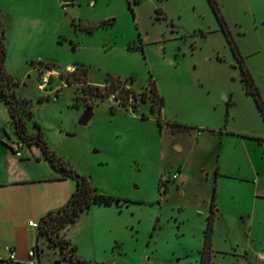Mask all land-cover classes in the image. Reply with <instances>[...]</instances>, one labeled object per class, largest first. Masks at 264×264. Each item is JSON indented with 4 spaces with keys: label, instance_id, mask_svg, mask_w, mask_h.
<instances>
[{
    "label": "rangeland",
    "instance_id": "374dc122",
    "mask_svg": "<svg viewBox=\"0 0 264 264\" xmlns=\"http://www.w3.org/2000/svg\"><path fill=\"white\" fill-rule=\"evenodd\" d=\"M73 1L76 21L59 47L15 63V90L32 103L28 129L39 123L52 150L113 196L59 233L92 262L199 264L215 191L210 264H264V223L250 228L248 217L254 208L264 216V199L254 205L251 178L239 179L251 175L249 163L264 176V115L244 79L247 70L264 106V0ZM107 17L115 20L89 32L76 24ZM73 64L87 66L89 81L119 76L129 97L112 111L94 86L65 82ZM48 70L50 82L39 86ZM151 79L164 99L160 114L140 99ZM37 247L40 264H76L46 234Z\"/></svg>",
    "mask_w": 264,
    "mask_h": 264
},
{
    "label": "crops",
    "instance_id": "0c3cea01",
    "mask_svg": "<svg viewBox=\"0 0 264 264\" xmlns=\"http://www.w3.org/2000/svg\"><path fill=\"white\" fill-rule=\"evenodd\" d=\"M75 3L62 0H0V8L9 23L5 57L8 72L17 76L16 62H26L29 57L41 56L48 49L59 47L69 29L68 24L76 21L75 15L69 11ZM48 9L54 10L55 17L48 18ZM34 67L40 71V68ZM65 67L72 65L66 64ZM49 73L50 70L42 73L39 86L48 82ZM90 82L102 84V81ZM8 124L13 125L7 107L0 99V240L8 242L6 250L0 249V261L19 264L26 260L31 247L36 250V258L39 256L35 247L40 234L39 225L33 226L30 221L39 223L44 213L62 206L75 187V179L56 170L37 144L28 143L24 148L22 143V154L16 155L12 142L19 137L17 134L16 137L10 135L6 127ZM247 167L251 175H240L239 179L251 178V200L256 205L259 197L264 199V182L261 185L260 180L264 176L259 166L249 163ZM248 217L250 228L264 223V216H258L255 208L248 213ZM68 239L75 242L71 236ZM11 250L15 251L14 259L9 258Z\"/></svg>",
    "mask_w": 264,
    "mask_h": 264
},
{
    "label": "trees",
    "instance_id": "16d2710c",
    "mask_svg": "<svg viewBox=\"0 0 264 264\" xmlns=\"http://www.w3.org/2000/svg\"><path fill=\"white\" fill-rule=\"evenodd\" d=\"M114 20V17H107L100 19L94 24H76L82 30L92 31L94 28L108 25ZM8 26L9 23L4 18L3 10L0 8V99L5 103L8 109L10 122L14 125V131L19 139L26 141L27 143L37 144L41 148L43 155L56 170H58L63 176H70L75 179V187L68 200L59 208L49 210L41 216L38 223L39 232L40 234H46L52 244H59L63 255L76 260V264H111L109 262H92L81 258L76 253V245L73 244L67 237H64L59 233V230L62 227L74 221L78 215H80L82 211L88 209L92 203H110L113 196L98 190L86 175L79 173L60 155L52 150L43 136V131L39 123L35 122L36 130L31 131L28 129L25 118L33 115L31 100L26 96L19 95L16 92L15 87L18 85L20 79L8 72L5 67ZM30 61L34 63L33 59ZM73 65V78L67 79L65 81L66 83L74 84L87 82L99 91V96H107L110 92H116L117 96L120 97L121 102H124L129 97V92H131V90L129 87L121 85V80L117 78L119 76L115 77L114 75L107 74L105 79L102 81V84H91V82L87 79V66L82 64ZM53 66L56 65L46 62L47 68H52ZM244 79L246 89L253 93L259 109L264 115V106L261 97L247 70H244ZM50 80L51 76L49 75L48 81L50 82ZM148 83L150 84L149 90H143L140 93V99L146 100L148 97L150 99L151 110L157 111L160 114L164 102L163 96L159 93L153 79H151ZM101 85L103 86L101 87ZM100 89H102L101 92ZM137 105L138 103L134 102L133 106L136 107ZM91 106V103H89L86 107ZM111 110H115V105H111ZM214 198L215 191L212 193L210 203L211 211L208 214L207 223L204 228V241L203 246L200 249L199 264H210L211 262V253L213 250V223L215 219V209L213 208L215 206ZM35 247L38 248L37 243L35 244Z\"/></svg>",
    "mask_w": 264,
    "mask_h": 264
},
{
    "label": "built area",
    "instance_id": "2783aa9c",
    "mask_svg": "<svg viewBox=\"0 0 264 264\" xmlns=\"http://www.w3.org/2000/svg\"><path fill=\"white\" fill-rule=\"evenodd\" d=\"M107 99L109 100V102L111 104H116L117 102H121L120 101V97L117 96L116 92H110L107 95ZM23 141L21 139H17L15 141L12 142V148L15 152L16 155H21V146H22ZM177 176V172L174 173V177ZM30 224L33 226H38V222L37 221H30ZM257 257H259L260 259L264 260V251L259 252L257 254ZM9 258L10 259H14L15 258V251L11 250L9 253ZM19 264H36V250L34 247H31L28 249L27 252V258L25 261L20 262Z\"/></svg>",
    "mask_w": 264,
    "mask_h": 264
},
{
    "label": "water",
    "instance_id": "95a60500",
    "mask_svg": "<svg viewBox=\"0 0 264 264\" xmlns=\"http://www.w3.org/2000/svg\"><path fill=\"white\" fill-rule=\"evenodd\" d=\"M62 1L67 3V2H72L73 0H62ZM90 115H91V107H86L84 109L83 113L81 114V116L79 117L78 122L82 123V124L86 123L87 120L89 119ZM37 261L40 264L39 256H37Z\"/></svg>",
    "mask_w": 264,
    "mask_h": 264
}]
</instances>
